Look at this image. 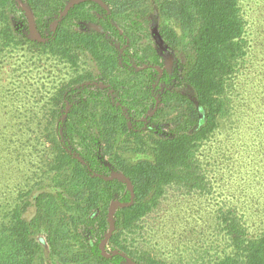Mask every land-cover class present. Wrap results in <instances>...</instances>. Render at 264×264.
Returning a JSON list of instances; mask_svg holds the SVG:
<instances>
[{
	"label": "trees",
	"instance_id": "16d2710c",
	"mask_svg": "<svg viewBox=\"0 0 264 264\" xmlns=\"http://www.w3.org/2000/svg\"><path fill=\"white\" fill-rule=\"evenodd\" d=\"M14 46L86 62L0 194V264H264V18L242 0H0V56ZM11 135L0 153L21 158ZM168 188L204 227L160 252L136 236Z\"/></svg>",
	"mask_w": 264,
	"mask_h": 264
},
{
	"label": "rangeland",
	"instance_id": "374dc122",
	"mask_svg": "<svg viewBox=\"0 0 264 264\" xmlns=\"http://www.w3.org/2000/svg\"><path fill=\"white\" fill-rule=\"evenodd\" d=\"M243 6L251 17L264 18V0H242ZM25 9V8H24ZM29 20L31 36L38 37L34 28L33 16L25 9ZM78 64L69 66L60 62L47 52L36 51L21 46L5 48L0 56V146L3 138L11 135V141L19 147L21 158L15 156L13 150L0 153V194L10 196L14 192H6L14 188L16 181L24 177L30 167L28 157L29 142L27 136L33 129L45 127L44 118L51 106V98L59 86L66 82L75 72L85 66L86 58L79 56ZM21 136V140L16 138ZM25 136V137H24ZM26 138V139H25ZM17 160L20 165L17 167ZM3 191V192H1ZM184 195L168 188L160 200V204L139 224L141 242L158 248L176 246L186 242L183 237H199L196 229L183 227L179 217L186 208ZM32 213V209L29 210ZM186 228V229H184ZM180 244V246H181ZM188 253H185L186 255Z\"/></svg>",
	"mask_w": 264,
	"mask_h": 264
},
{
	"label": "water",
	"instance_id": "95a60500",
	"mask_svg": "<svg viewBox=\"0 0 264 264\" xmlns=\"http://www.w3.org/2000/svg\"><path fill=\"white\" fill-rule=\"evenodd\" d=\"M76 1V0H75Z\"/></svg>",
	"mask_w": 264,
	"mask_h": 264
}]
</instances>
